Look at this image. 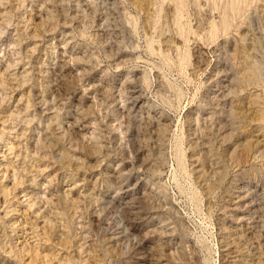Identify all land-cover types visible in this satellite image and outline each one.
Returning a JSON list of instances; mask_svg holds the SVG:
<instances>
[{"label": "rangeland", "instance_id": "rangeland-1", "mask_svg": "<svg viewBox=\"0 0 264 264\" xmlns=\"http://www.w3.org/2000/svg\"><path fill=\"white\" fill-rule=\"evenodd\" d=\"M0 73V264H264V0H0Z\"/></svg>", "mask_w": 264, "mask_h": 264}, {"label": "bare ground", "instance_id": "bare-ground-1", "mask_svg": "<svg viewBox=\"0 0 264 264\" xmlns=\"http://www.w3.org/2000/svg\"><path fill=\"white\" fill-rule=\"evenodd\" d=\"M254 40V39H253ZM256 47V46H255ZM10 63V62H9ZM8 67V66H7ZM11 69V68H10ZM254 70V69H253ZM2 71V70H1ZM0 75H1V73H0ZM135 97V96H134ZM138 99V98H137ZM142 100V99H141ZM136 101V100H135ZM137 103V102H136ZM140 103V102H139ZM136 105V104H135ZM140 105V104H139ZM222 106V105H221ZM141 107V106H140ZM12 112V111H11ZM9 116V115H8ZM6 117V116H5ZM4 117V118H5ZM160 137V136H159ZM160 147V146H159ZM117 181V180H116ZM125 186V185H124ZM244 187V186H243ZM126 188V187H125ZM126 191V190H125ZM249 193L250 192H248V191H246V190H244V188H236L234 191H233V199L235 200V201H233L234 202V204L236 205V208H238L239 210H244L243 212H242V214H245V215H247V214H254L256 211H257V207H258V204L256 203V201H249ZM252 193V192H251ZM256 193V192H255ZM254 195V194H253ZM252 196V195H251ZM261 197V196H260ZM124 198V197H123ZM40 199V198H39ZM253 199V198H252ZM258 199V198H257ZM34 200V198L32 199V201ZM261 200V199H260ZM36 201V200H35ZM38 202V201H37ZM48 202V201H47ZM36 203V202H35ZM36 205V204H35ZM33 206V205H32ZM235 208V209H236ZM240 208H243V209H240ZM40 216V215H39ZM245 217V216H244ZM243 217V218H244ZM254 219V218H253ZM242 221V220H241ZM47 223V222H46ZM6 225V224H5ZM241 225V224H240ZM255 225V224H254ZM258 225V224H257ZM253 226V225H252ZM252 226H251V228H252ZM242 227H243V225H242ZM250 227V226H249ZM237 230H239V229H237ZM237 230H236V232H237ZM241 230V229H240ZM231 233V232H230ZM238 233V232H237ZM6 234V233H5ZM240 234V233H239ZM39 235V234H38ZM227 235V234H226ZM225 235V236H226ZM224 236V237H225ZM238 236V235H237ZM240 236V235H239ZM261 236V235H260ZM86 237V236H85ZM13 238V237H12ZM227 239V238H226ZM233 239H235V237L233 238ZM4 240V239H3ZM231 240V239H230ZM235 240H237V239H235ZM257 240V239H256ZM255 240V241H256ZM13 242V241H12ZM26 242V241H25ZM227 242H229L228 240H227ZM231 242V241H230ZM226 243V242H225ZM226 245V244H225ZM227 245H228V243H227ZM227 247V246H226ZM12 248V247H11ZM228 248H230V246L228 247ZM258 248V247H257ZM240 252V251H239ZM227 255H229V264H238V262H239V259H238V254L236 253V250H229L228 251V254ZM260 255V254H259ZM243 256V255H242ZM241 259V258H240ZM255 259V258H254ZM226 260H228V259H226ZM259 260V259H258ZM242 262V261H241ZM258 262V261H257ZM255 263V262H254ZM259 263V262H258ZM258 263H255V264H258ZM245 264V263H244ZM262 264V263H261Z\"/></svg>", "mask_w": 264, "mask_h": 264}]
</instances>
